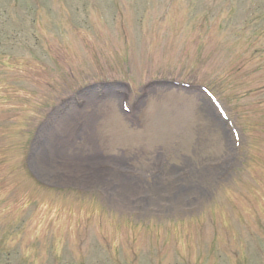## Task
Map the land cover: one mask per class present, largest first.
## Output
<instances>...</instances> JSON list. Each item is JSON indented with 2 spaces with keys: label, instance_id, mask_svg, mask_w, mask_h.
<instances>
[{
  "label": "rangeland",
  "instance_id": "374dc122",
  "mask_svg": "<svg viewBox=\"0 0 264 264\" xmlns=\"http://www.w3.org/2000/svg\"><path fill=\"white\" fill-rule=\"evenodd\" d=\"M0 264H264V0H0Z\"/></svg>",
  "mask_w": 264,
  "mask_h": 264
},
{
  "label": "bare ground",
  "instance_id": "6f19581e",
  "mask_svg": "<svg viewBox=\"0 0 264 264\" xmlns=\"http://www.w3.org/2000/svg\"><path fill=\"white\" fill-rule=\"evenodd\" d=\"M203 100V99H202ZM211 109H210V107L208 106V104L203 100L202 101V105H201V112H202V115L206 118L207 117V113H208V111H210ZM211 119V118H210ZM207 120V119H206ZM209 122L211 123V124H216L217 125V127L220 129L222 126H221V123H218V122H216L214 119H211V120H209Z\"/></svg>",
  "mask_w": 264,
  "mask_h": 264
}]
</instances>
